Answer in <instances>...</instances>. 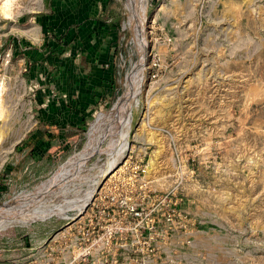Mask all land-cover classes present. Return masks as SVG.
Segmentation results:
<instances>
[{
    "label": "rangeland",
    "instance_id": "1",
    "mask_svg": "<svg viewBox=\"0 0 264 264\" xmlns=\"http://www.w3.org/2000/svg\"><path fill=\"white\" fill-rule=\"evenodd\" d=\"M128 2L112 3L120 15L114 86L88 108L80 139L49 171L34 174L25 153H15L39 110L33 101L40 87L24 64L0 51V205L36 192L83 149L97 115L110 112L129 83L140 87L128 145L114 152L109 172L97 183L107 138L81 179L61 190V199H49L64 212L0 229V264L20 260L78 213V242L94 257L72 264H264V0H147L144 65ZM228 2L237 6L227 9ZM41 6L0 0V37L20 32L14 21ZM174 190L185 195L183 217L158 200ZM115 226L122 232L114 236Z\"/></svg>",
    "mask_w": 264,
    "mask_h": 264
},
{
    "label": "crops",
    "instance_id": "2",
    "mask_svg": "<svg viewBox=\"0 0 264 264\" xmlns=\"http://www.w3.org/2000/svg\"><path fill=\"white\" fill-rule=\"evenodd\" d=\"M112 3L42 0L41 11L14 21L22 26L20 32L0 37L1 53L10 50L40 87L33 101L39 110L15 148L16 154L25 153V164L34 174L49 171L61 153L70 151L72 140L81 136L88 108L114 86L113 31L118 23L109 17L117 12Z\"/></svg>",
    "mask_w": 264,
    "mask_h": 264
},
{
    "label": "bare ground",
    "instance_id": "3",
    "mask_svg": "<svg viewBox=\"0 0 264 264\" xmlns=\"http://www.w3.org/2000/svg\"><path fill=\"white\" fill-rule=\"evenodd\" d=\"M234 6L237 5L232 2L227 3V9ZM128 7L130 10L129 19L134 24L141 41L142 57L140 63L144 65L147 62L149 54L147 52L149 40L146 31L148 26L147 0H129ZM139 89L140 87L137 88L135 82L129 83L127 91L120 97L114 108L108 113H99L97 115L96 120L89 130L88 140L83 149L73 155L36 192L17 196L0 205V229L15 222H31L34 219L44 218L53 213L61 214L64 212L65 207H62L61 203L52 206L49 204V199L56 196L61 199V190L69 183L72 184L81 179L83 175H81V172L85 168L87 160L95 155L107 138H110L109 146L106 149L108 151L107 166L104 167L105 169L102 171L103 173L100 175L99 181H97V183H100L101 179L104 178V175L109 172L114 164L112 162L114 152L119 151V153H122L123 149L128 145L127 134L133 118L132 107ZM94 191L95 187L89 191L86 201L91 199ZM76 200V198L71 199V202H75Z\"/></svg>",
    "mask_w": 264,
    "mask_h": 264
},
{
    "label": "built area",
    "instance_id": "4",
    "mask_svg": "<svg viewBox=\"0 0 264 264\" xmlns=\"http://www.w3.org/2000/svg\"><path fill=\"white\" fill-rule=\"evenodd\" d=\"M167 41L170 42L171 38L168 37ZM10 54L11 52L8 50L6 52V57H9ZM176 192L178 191L174 190L172 197H169L168 195H160L158 200L161 202H172L175 205V208L172 209L174 214L183 217V211L178 209V204L184 200L185 195H177ZM109 199L112 203L117 201L114 194L110 195ZM78 216L79 213L75 217H72L71 221H67L61 227L47 233L42 241L29 245V252L20 258V260H17L12 264H66L68 262L72 264L86 260L90 261V257H94V252L89 247H81L78 242L80 229L77 225L75 226L76 223L81 221V218ZM184 216L186 217L187 215ZM124 218L125 216L121 217L120 220L124 221ZM112 232L115 236V234L121 233L122 230L115 226L113 227ZM138 234L142 235V231H139ZM71 237V241L68 242L67 240ZM119 249L120 247H115V250L111 252V259L115 262L118 260ZM130 260L132 261L133 259L130 258Z\"/></svg>",
    "mask_w": 264,
    "mask_h": 264
},
{
    "label": "trees",
    "instance_id": "5",
    "mask_svg": "<svg viewBox=\"0 0 264 264\" xmlns=\"http://www.w3.org/2000/svg\"><path fill=\"white\" fill-rule=\"evenodd\" d=\"M113 15V16H112ZM112 15L111 16H109L110 18H113L114 19V22L115 23H118L119 22V19H120V15H119V13L118 12H112ZM63 37H65V35L63 34ZM7 45H9L8 43H7ZM84 125V128L86 127V123H84L83 124ZM1 187H2V181H1V179H0V190H1ZM1 194V193H0Z\"/></svg>",
    "mask_w": 264,
    "mask_h": 264
}]
</instances>
